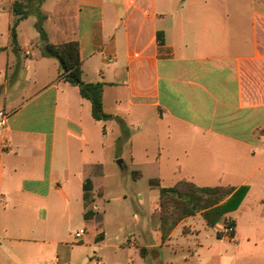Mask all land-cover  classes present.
I'll use <instances>...</instances> for the list:
<instances>
[{
    "label": "crops",
    "instance_id": "obj_1",
    "mask_svg": "<svg viewBox=\"0 0 264 264\" xmlns=\"http://www.w3.org/2000/svg\"><path fill=\"white\" fill-rule=\"evenodd\" d=\"M15 1L0 0V109L10 111L0 137V264H264V174L249 183L264 165V0L58 1L62 22L76 7L75 25L61 24L48 40H79L84 80L106 83L104 108L117 120L126 124L133 114L124 111L138 106L140 131L161 138L142 158L159 166L155 178L170 169L175 183L250 185L215 225L198 212L164 239L158 202L143 222L135 214L138 236L129 230L124 240L85 218L84 183L103 171L106 121L60 79L58 59L43 55L36 15L19 23L14 51ZM228 219L232 238L222 232Z\"/></svg>",
    "mask_w": 264,
    "mask_h": 264
},
{
    "label": "rangeland",
    "instance_id": "obj_2",
    "mask_svg": "<svg viewBox=\"0 0 264 264\" xmlns=\"http://www.w3.org/2000/svg\"><path fill=\"white\" fill-rule=\"evenodd\" d=\"M58 1L59 0H32L29 6L32 14L36 15L34 20V27H38V21L41 20V26L43 30L50 36L52 30L60 29L61 24L64 26L74 27L76 7L74 5H68V9L63 13V22L58 14ZM66 1V0H64ZM65 3V2H64ZM260 8H264L262 4H258ZM53 15V18L48 16ZM41 17V18H40ZM49 32V34H48ZM41 37V36H40ZM39 43H43L40 38ZM129 111L132 112V117L124 121H128L126 124L123 120H117L118 115L112 116L106 120L108 134L105 137V148L101 151L104 159V168L102 173L99 175H90L93 183V192L95 197V214L93 223L96 225V221L100 222L105 228L110 238L115 237L117 234L121 236V240H124L129 232L135 231L138 236V222L136 224L135 214L141 217L143 222L147 215H150L160 204L159 199V188L154 187L151 184V180L157 177V166L151 164L148 167L142 165L143 157L146 155V146L149 147V152L154 153L157 151L159 145L158 141L161 140L159 137H152L150 135H143L140 131V123L138 120V106H134L131 109L124 111L126 116ZM146 120H150L155 109L148 108ZM135 112V113H134ZM120 116H122L120 114ZM150 124V123H147ZM261 130L264 132V119L261 120ZM259 142L257 155L264 159V135L259 133ZM163 141L165 139L162 134ZM134 151L135 161L130 162V153ZM91 158H95L92 156ZM129 168L139 169L143 173L139 176L133 177ZM97 170H99L97 168ZM170 169L166 171V175L160 178L162 185H174L177 179L175 176L170 175ZM264 174V165L258 170V172L251 178L250 184L256 182L259 177ZM88 176V175H87ZM212 185L214 180L205 181ZM239 182V181H235ZM103 191L102 195H99V191ZM251 195L248 199H251ZM98 206V207H97ZM160 213V212H159ZM158 213V214H159ZM158 214H154L158 215ZM104 220L102 221V216ZM240 220V213L235 212L233 214ZM85 218H87L85 216ZM91 218V217H90ZM88 219V218H87ZM139 219V220H140ZM73 225H69V228H73ZM89 250H99V248L89 247Z\"/></svg>",
    "mask_w": 264,
    "mask_h": 264
},
{
    "label": "trees",
    "instance_id": "obj_3",
    "mask_svg": "<svg viewBox=\"0 0 264 264\" xmlns=\"http://www.w3.org/2000/svg\"><path fill=\"white\" fill-rule=\"evenodd\" d=\"M13 12L16 17L11 25V42L14 51L19 54L18 26L21 20L28 17L32 11L29 6L16 0L13 3ZM41 18V17H40ZM41 20L38 29L43 40V55L53 56L59 61L60 79L77 85L83 97L92 103V114L97 120L106 121L113 115L104 108V81H85L83 77V61L80 56L78 39L53 43L48 40L47 33L43 30ZM106 131V129H105ZM101 172V165H97ZM151 184L160 191V219L165 239L175 226L185 217L203 212L208 224L215 225L228 212L239 208L250 189L249 184L239 187L233 185H198L187 179H182L174 185H162L159 178H153ZM100 194L103 191H99ZM84 200L88 207L85 211L87 218L93 217L95 197L92 179L88 177L84 183Z\"/></svg>",
    "mask_w": 264,
    "mask_h": 264
},
{
    "label": "built area",
    "instance_id": "obj_4",
    "mask_svg": "<svg viewBox=\"0 0 264 264\" xmlns=\"http://www.w3.org/2000/svg\"><path fill=\"white\" fill-rule=\"evenodd\" d=\"M9 117H10V111H7L5 109H0V137L5 136V132L7 130L8 127V123H9ZM3 200V196L0 194V202ZM235 223L233 222V220L228 219L225 223V226L223 228V234L226 237L232 238L233 234L235 233ZM86 233V229L85 228H80L77 231H75V237L78 240H81L83 238V236Z\"/></svg>",
    "mask_w": 264,
    "mask_h": 264
}]
</instances>
